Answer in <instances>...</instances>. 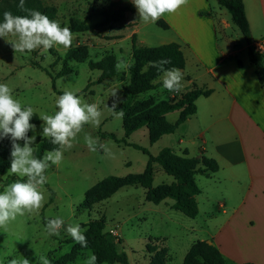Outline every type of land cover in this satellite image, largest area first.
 I'll return each instance as SVG.
<instances>
[{"label":"rangeland","instance_id":"obj_1","mask_svg":"<svg viewBox=\"0 0 264 264\" xmlns=\"http://www.w3.org/2000/svg\"><path fill=\"white\" fill-rule=\"evenodd\" d=\"M119 1L47 0V3L57 8L56 21L60 25H67L73 16L81 19L89 18L90 24L99 23L104 19V14L111 4ZM129 19L136 20L138 26L126 29ZM134 29H137V43L140 46L155 47L173 42L169 28L164 29L157 22L141 21L136 11L135 14L127 13L123 20L114 24L112 30L72 33L73 40L71 46L67 48L54 46L49 50L40 48L32 52L20 53L15 52L10 43L16 40V37L11 35L6 38L0 37V83H6L13 90L14 97L22 104L34 108L35 114L31 120L38 118L40 121L32 123L36 125V132L30 131L28 134L30 137L36 135V139L44 138L41 135L43 121L39 116L42 113L55 114L58 110L55 100L60 96L59 91H74L85 102L98 103L103 113L100 125L98 127L91 124L84 125L73 141V147L63 152L62 162L58 166H51L46 171L47 183L41 187L46 197L43 207L31 214L17 216L7 228H0V264H9L12 259L22 264L24 258L28 259L30 264H42L39 260L41 256L50 261L59 259L74 249L78 255L68 264H86L89 256L92 255L89 242L87 241V247H82L67 234L66 228L69 224H79L82 227L83 224L100 218L105 219V232L110 233L118 250L126 253L129 264H160L162 262L182 264L191 244L206 238L203 220L197 217L199 213L195 218H190L174 208H167V212L163 213L167 205L161 203L158 205L148 201L146 189L142 186H124L108 199L94 205L85 202L86 192L106 177H127L144 173L148 155L129 144H138L152 155H157L160 149L164 148L163 146L169 144L166 138L151 143L147 126L125 137L123 117L116 118L107 107L113 103L114 98L111 97V91L114 89L118 90L117 95L120 101L117 109L120 107L123 87L129 83L128 68L133 60L131 36L128 38V34ZM231 31L236 43L241 44L239 46L247 43L234 23ZM117 34L124 36L121 42L119 41L121 38L110 39V37H117ZM77 46L87 47L88 60L83 63L70 60L68 64L72 68V73L54 79L63 68L67 51ZM183 53L186 66L182 70L181 93L188 91L185 89L188 85L185 75L193 78L202 76V70L193 61L187 49ZM248 53V50L243 51L240 54L241 58H248ZM109 54H114L118 59L125 61L127 67L119 71L118 76L98 82L101 72L91 70L89 60L100 62ZM204 79L207 78L204 77ZM157 82L159 85L162 83L160 77ZM195 83L199 87L207 88L205 85H200V80ZM170 95L172 93L164 89L163 84L154 90L142 93L135 99L136 106L133 112H140L143 108H150L159 101L168 100ZM201 101L205 100L203 98L199 100L202 113ZM178 116L179 111H173L169 113L167 119L175 122ZM252 133L259 140V132L254 129ZM86 135L99 138V142L106 145L111 154H106L99 147L96 152L89 151L84 139ZM111 135H115L122 141H116ZM173 137H176V133ZM18 143L23 146V141ZM32 147L36 149L34 145ZM14 176L17 175L10 171L0 174V192L11 184H5V182ZM172 181L173 177L156 164L153 186L170 184ZM51 191L55 193L53 201H51ZM167 201L171 203L174 200L169 198ZM56 217H61L64 225L58 234L49 235L46 231L47 220ZM119 239L122 242H119ZM164 250L166 251L165 257H163ZM249 251L255 256L259 255V249Z\"/></svg>","mask_w":264,"mask_h":264},{"label":"crops","instance_id":"obj_2","mask_svg":"<svg viewBox=\"0 0 264 264\" xmlns=\"http://www.w3.org/2000/svg\"><path fill=\"white\" fill-rule=\"evenodd\" d=\"M244 4L253 45L264 46V0H244ZM161 19L169 25L171 41L187 49L202 70L199 78L185 75V89L191 90L200 80L213 93L197 99V112L179 126L175 138V133L165 134L158 141L166 138L169 144L163 147H172L179 155L186 150L190 157L205 155L219 164L217 173L196 176L201 189L196 196L197 217L206 232L201 240L218 247L226 264H264V88L250 56H240L248 44L239 46L233 39L231 14L218 0H188ZM127 24L126 29L138 26L133 19ZM171 93L169 98L182 94ZM168 199L161 202L167 205L163 213L173 209L175 201ZM257 249L256 256L249 251Z\"/></svg>","mask_w":264,"mask_h":264},{"label":"trees","instance_id":"obj_3","mask_svg":"<svg viewBox=\"0 0 264 264\" xmlns=\"http://www.w3.org/2000/svg\"><path fill=\"white\" fill-rule=\"evenodd\" d=\"M218 3L221 7L228 10L233 23L245 37L250 60L256 66V72L264 88V55L254 48L244 0H218ZM18 4L19 0H0V21H2L5 11H11L14 15H26L27 13L22 12L18 8ZM25 7L40 11L51 20L56 21L57 8L52 4H48L47 0H25ZM135 11L136 7L130 0H120L117 3L111 4L104 14V19L99 23L90 24L89 18L81 19L73 16L69 19L67 25L61 24V27H69L72 33L112 30L114 29V24L123 20L127 13H135ZM157 24L164 29L169 28V25L161 18L157 21ZM112 38L118 39L122 38V36L110 37V39ZM137 39L136 33L131 35V56L133 63L128 68L130 75L129 83L123 87L121 105L117 110L122 109L124 112L123 128L125 137H129L134 131L147 126L150 142L155 143L163 135L174 133L182 123L195 114L197 112V99L201 96H210L213 90L199 87L196 83H193L191 90L179 96L159 101L150 108H143L140 112H133L136 106L135 99L140 94L154 90L162 85V83L159 85V82H157L160 77L157 69L149 68L147 72H142V69L149 61H158L164 58L171 61L170 64L165 65L166 68L176 67L183 70L186 66V58L180 44L171 42L160 46L146 47L138 45ZM88 58L89 53L86 46L70 48L65 54L62 70L54 79L72 73V68L68 64L70 60L83 63ZM117 61L116 55L109 54L100 62L89 60V67L91 70L101 72L98 82H102L103 80L118 76L119 71L115 67ZM59 94L62 95L63 92L59 91ZM173 111H180L181 113L175 123H171L166 119V115ZM39 122L38 118L30 121V123ZM111 137L118 142L122 141L116 138L115 135H111ZM33 145L36 148L35 155L37 157H42L46 152L58 147L57 145H53L49 138H37ZM129 145L142 150L148 155V162L144 173L129 175L127 177H106L86 192L85 202L94 205L108 199L124 186H142L146 189V199L148 201L160 204L165 199L172 198L175 201L173 205L174 209L181 211L190 218H195L199 213L196 196L201 193L196 176H209L217 173L220 169L218 162L205 155L197 158L190 157L186 150L182 155H179L171 147H164L157 155H152L147 149L138 144ZM10 152V138L0 140V174H6L10 171ZM155 164H159L169 176L174 178L172 184H161L158 187L153 186ZM17 179L26 178L14 176L9 178L5 184L13 183ZM51 192V201H53L55 193ZM82 228L86 229L84 235L89 242V249L97 257L96 264H114L116 262L129 264L126 253L120 252L110 233L105 232L106 221L104 218L91 220L83 224ZM119 242H122V240L119 239ZM149 252L151 251L149 250ZM77 255L78 253L74 249L59 259H51L50 264H68L74 261ZM165 256L166 251L164 250L163 257ZM160 264H164V262ZM182 264H226V260L218 247L205 240H197L189 248Z\"/></svg>","mask_w":264,"mask_h":264},{"label":"clouds","instance_id":"obj_4","mask_svg":"<svg viewBox=\"0 0 264 264\" xmlns=\"http://www.w3.org/2000/svg\"><path fill=\"white\" fill-rule=\"evenodd\" d=\"M132 3L141 21L156 23L165 13H176L188 3V0H132ZM18 8L27 14L14 15L11 11H5L0 21V37L6 38L11 35L17 38L10 42L15 52L25 53L40 48L49 50L54 46L65 48L71 46L73 34L69 27H61L57 21L51 20L40 11L26 8L25 0H19ZM170 63L169 59L164 58L149 61L142 72H147L149 68L157 69L163 88L169 92H180L182 70L176 67L166 68L165 65ZM115 67L117 71H121L127 64L118 59ZM117 93L118 90L111 91V97L114 99L111 106L107 107L116 118H122L123 110H117V104L120 102ZM55 104L58 110L54 115L42 113L39 118L43 121L41 135L49 138L50 142L58 147L46 152L42 157H37L36 150L32 147L36 135L31 137L28 135L30 131L36 132V125L30 123L35 110L14 97L13 90L6 83H0V140L5 138L11 140L10 172L26 178L17 179L0 192V228H7L17 216L31 214L43 207L46 197L41 187L47 183L46 171L62 162L63 152L73 147V141L84 125L98 127L101 123L103 113L99 104L85 102L74 91L65 90L56 98ZM84 139L89 151L96 152L99 147L106 154H111L110 149L99 142V138L86 135ZM18 141H23V146ZM63 225L64 220L61 217L48 219L46 231L49 235L58 234ZM85 231L86 229L79 224H69L66 228L67 234L82 247H87ZM39 260L42 264H50L44 256L39 257ZM96 261L97 257L92 254L86 264H96ZM9 264L19 262L12 259ZM22 264H30V261L24 258Z\"/></svg>","mask_w":264,"mask_h":264},{"label":"built area","instance_id":"obj_5","mask_svg":"<svg viewBox=\"0 0 264 264\" xmlns=\"http://www.w3.org/2000/svg\"><path fill=\"white\" fill-rule=\"evenodd\" d=\"M254 48L259 53L264 54V46L262 44H260V43L259 44H255Z\"/></svg>","mask_w":264,"mask_h":264}]
</instances>
